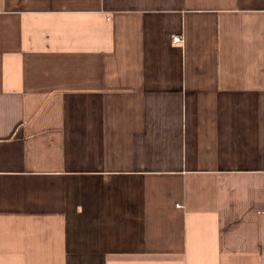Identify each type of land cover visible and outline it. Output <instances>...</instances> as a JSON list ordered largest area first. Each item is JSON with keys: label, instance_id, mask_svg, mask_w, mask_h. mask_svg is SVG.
I'll list each match as a JSON object with an SVG mask.
<instances>
[{"label": "crops", "instance_id": "obj_1", "mask_svg": "<svg viewBox=\"0 0 264 264\" xmlns=\"http://www.w3.org/2000/svg\"><path fill=\"white\" fill-rule=\"evenodd\" d=\"M0 264H264V0H0Z\"/></svg>", "mask_w": 264, "mask_h": 264}, {"label": "built area", "instance_id": "obj_2", "mask_svg": "<svg viewBox=\"0 0 264 264\" xmlns=\"http://www.w3.org/2000/svg\"><path fill=\"white\" fill-rule=\"evenodd\" d=\"M174 41H175L176 43H179V42L182 41V37H175Z\"/></svg>", "mask_w": 264, "mask_h": 264}]
</instances>
